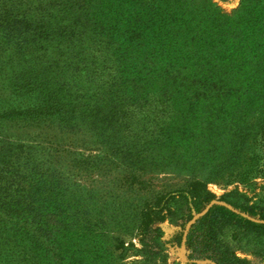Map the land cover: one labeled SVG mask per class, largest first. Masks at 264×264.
<instances>
[{"label": "rangeland", "instance_id": "obj_1", "mask_svg": "<svg viewBox=\"0 0 264 264\" xmlns=\"http://www.w3.org/2000/svg\"><path fill=\"white\" fill-rule=\"evenodd\" d=\"M55 1L22 4L31 41L43 29L51 37L24 57L17 45L0 48V264H187L176 238L201 200L257 206L264 215V132L228 163L235 155L230 122L263 110L227 107L212 117L200 105H174L177 86L150 73L147 57H127L131 49L118 41L111 18L114 0H61L85 6L67 16ZM194 4L201 13L212 4L234 15L239 41L247 23L264 17V0ZM254 37L256 46L263 42ZM159 41L141 43L139 53ZM255 52L252 60H264ZM196 61L189 57L181 70ZM23 74L50 80L65 110L45 116L35 93L15 90ZM34 112L39 121L29 119ZM238 232L224 228L221 249L236 264H264V237Z\"/></svg>", "mask_w": 264, "mask_h": 264}, {"label": "trees", "instance_id": "obj_2", "mask_svg": "<svg viewBox=\"0 0 264 264\" xmlns=\"http://www.w3.org/2000/svg\"><path fill=\"white\" fill-rule=\"evenodd\" d=\"M55 2L63 16L75 11L77 7V10L85 9L83 5L68 6L61 0ZM103 2L112 3L110 0ZM194 2L195 0H114L111 18L114 28L121 33L118 41L128 44L129 48L125 50L131 49L127 57L134 62L147 57L149 60L146 61L152 65L148 69L150 73L158 72L159 76L177 86L178 96L174 100L169 98L174 105H200L212 117L228 114L227 107H231L236 114L252 111L258 113L260 109L263 110L256 118L237 116L230 122L235 128L231 130L230 146L235 155L228 163L234 164L241 160L240 154L246 150V146L264 132V60H252L256 49H261L264 56V17L256 24L247 23L249 33L245 40L239 41L234 15L223 14L214 9L212 4L206 6L201 13ZM23 3L24 0H18L11 7L8 6L9 3L0 6V48L5 45L14 49L13 46L17 45L20 56L24 57L35 43L51 37V31L43 29L37 38L33 37L32 42L27 35L32 24L23 13L26 9L22 7ZM68 27L72 28L71 25ZM62 29L63 35L71 32L67 28ZM255 35L262 36L263 40L257 46ZM155 39L160 41L147 44L154 46L155 51L148 52L145 56L139 53L138 46L141 43L144 42L143 46L146 45L145 42ZM163 44L165 48H162ZM157 54L159 60L156 61L154 56ZM238 55L244 58L235 59ZM191 56L197 58L195 66L190 70L187 67L189 71L184 73L181 69L188 65L187 61ZM139 74H134V78ZM13 83L17 92H33L37 95L39 110H48L44 113L45 116L50 115L52 118L54 114L65 110L62 102L65 96H58L50 80L23 74L15 78ZM160 103L165 104L166 97ZM38 113H32L29 119L39 121ZM212 201L201 200L194 209V216L190 218L193 219L192 223L177 235L176 241L184 248L187 264H236L229 250L224 251L220 247L221 231L226 227L238 229V234L264 237V215L259 207H242L223 200L217 203Z\"/></svg>", "mask_w": 264, "mask_h": 264}]
</instances>
